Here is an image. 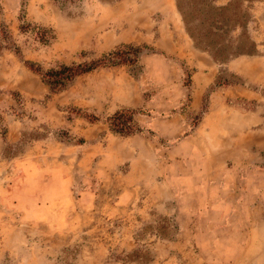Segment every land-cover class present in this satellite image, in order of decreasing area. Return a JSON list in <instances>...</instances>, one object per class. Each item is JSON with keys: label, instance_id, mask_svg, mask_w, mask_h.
<instances>
[{"label": "rangeland", "instance_id": "374dc122", "mask_svg": "<svg viewBox=\"0 0 264 264\" xmlns=\"http://www.w3.org/2000/svg\"><path fill=\"white\" fill-rule=\"evenodd\" d=\"M187 34L177 0H0V264H264V46L221 64ZM127 44L152 49L58 93L25 66Z\"/></svg>", "mask_w": 264, "mask_h": 264}, {"label": "trees", "instance_id": "16d2710c", "mask_svg": "<svg viewBox=\"0 0 264 264\" xmlns=\"http://www.w3.org/2000/svg\"><path fill=\"white\" fill-rule=\"evenodd\" d=\"M220 0H177L186 32L193 40L197 49L208 53L215 62L226 64L241 56H256L260 46L254 35L257 20L253 14L251 0H230L219 5ZM31 27L26 24L21 27L26 31ZM41 32H47L42 29ZM55 39L41 37V41L49 42ZM148 46L123 45L101 57L82 63L58 64L53 68L44 69L34 62H25V66L37 74L52 93L64 91L78 77L89 74L100 68L135 66L143 49ZM217 85H220L218 82ZM143 110L122 109L110 116L107 121L109 128L115 134L129 137L142 133V128L135 120V115ZM73 113L81 114V110L73 109ZM92 123L99 121L95 115H85Z\"/></svg>", "mask_w": 264, "mask_h": 264}, {"label": "crops", "instance_id": "0c3cea01", "mask_svg": "<svg viewBox=\"0 0 264 264\" xmlns=\"http://www.w3.org/2000/svg\"><path fill=\"white\" fill-rule=\"evenodd\" d=\"M187 37H188L189 41H191L190 43H191V45H192L193 48H194V47H195V46H194V43H193L192 39L190 38V36H189L188 34H187ZM181 38H182V41L185 42V44L187 45V47H189V46H188L189 43H188L187 40L184 38V36H182ZM189 48H190V47H189ZM189 48H188V49H189ZM194 49H195V48H194Z\"/></svg>", "mask_w": 264, "mask_h": 264}]
</instances>
